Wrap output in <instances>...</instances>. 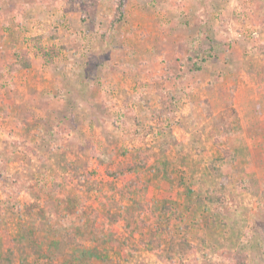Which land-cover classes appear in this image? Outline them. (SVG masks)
Returning a JSON list of instances; mask_svg holds the SVG:
<instances>
[{
  "label": "rangeland",
  "instance_id": "rangeland-1",
  "mask_svg": "<svg viewBox=\"0 0 264 264\" xmlns=\"http://www.w3.org/2000/svg\"><path fill=\"white\" fill-rule=\"evenodd\" d=\"M173 1L0 0V264H264V0Z\"/></svg>",
  "mask_w": 264,
  "mask_h": 264
},
{
  "label": "trees",
  "instance_id": "trees-1",
  "mask_svg": "<svg viewBox=\"0 0 264 264\" xmlns=\"http://www.w3.org/2000/svg\"><path fill=\"white\" fill-rule=\"evenodd\" d=\"M152 3L155 5V7L156 6L157 7L158 6H162L164 4L165 5H178V3L176 1H173V0H152ZM118 8L123 10L124 5H119ZM120 12H122V11H120ZM191 49H192V52H194L195 57L198 58L200 56L199 52L197 50H195L194 48H191ZM21 52H22V55L21 56H20V54L18 55L19 58H20L19 61H17V63H13L10 66L11 70L24 69V68H28V67L31 66L32 58L30 57V55H28L27 50H22ZM213 75L216 76L215 73ZM179 77L181 78V76H179ZM171 101H172V99H171ZM158 112L161 113V111H159V109H158ZM160 113H159V116H161ZM158 132L161 135L162 134L163 135L168 134L166 132V130H163V129H159ZM168 135H170V134H168ZM222 151H223V153H224L223 155L225 157H229V156H231L233 154L232 151H230L229 149H226V148H222ZM147 157L148 156L146 154H144V155L135 154L134 155L135 163L133 165H127L126 167L122 166L119 169V172L124 173L126 170L132 171V170H135V169L144 168L146 166V164H147V160H146ZM182 180L184 182V181H186V178L183 177ZM206 191L208 192L207 197H206L207 201L212 202V203H224L225 202V191H226V182H225V180L222 181L216 187H208L206 189ZM135 203H137V200H135ZM123 207L125 208V210H124V212H123V214L121 216L123 218H126L127 221L129 222V224H133L134 221L140 220L139 219V215H138L139 213L132 211V208L129 207V206L127 208L125 206H123ZM96 233H97L98 242L103 241V240H101V237L99 236V232H96ZM89 237H90V239L93 238L92 235L91 236L88 235V238ZM179 242L181 244L179 250L182 249V248H183V250L187 249L188 253L189 252H193V251L196 250V246L194 244L186 241V239H181ZM177 244H179V243H176L174 240H172L170 248H169V251H168V253L166 255H164L162 252L159 251V246H160L159 243H157L156 248H157V251H158V253L160 254L161 257H166L167 259H170V258H173V255H175V253H178L176 251V249L178 248L176 246ZM180 253H178V254H180ZM182 253H185V251H183ZM183 255L185 256V254H183ZM76 256H79V257H76V262L75 263H77V264H93V260L94 259H100V261H102L103 264H111L112 263L111 260L107 256H102L101 257V255L99 253L95 252L92 249L90 250V249H86L85 248L80 253V255L76 254ZM248 258H249V255H248L245 247L243 246V247H241L239 250H237L234 253L233 261H232L231 264H252V263H249Z\"/></svg>",
  "mask_w": 264,
  "mask_h": 264
},
{
  "label": "crops",
  "instance_id": "crops-1",
  "mask_svg": "<svg viewBox=\"0 0 264 264\" xmlns=\"http://www.w3.org/2000/svg\"><path fill=\"white\" fill-rule=\"evenodd\" d=\"M236 66H239V65H236ZM238 68V70H239V67H237ZM240 71V70H239ZM52 102V101H51ZM53 115V113H51V115H50V117L51 118H55V116H52ZM246 152H248V151H246ZM153 162H150L149 164H148V167H150L151 165L152 166H158V167H160V165H161V163L159 162V160H158V158H154L153 160H152ZM164 165H168V163L166 164H164ZM170 166V165H169ZM154 168V167H153ZM183 178V177H182ZM149 180V179H148ZM183 180H179V182L181 183ZM149 182H150V180H149ZM164 196H166L167 194H169V196L171 195V187H169V189H166L165 190V192H164Z\"/></svg>",
  "mask_w": 264,
  "mask_h": 264
}]
</instances>
